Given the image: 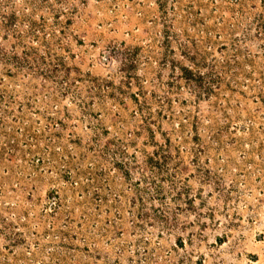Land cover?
Here are the masks:
<instances>
[{
    "label": "rangeland",
    "instance_id": "rangeland-1",
    "mask_svg": "<svg viewBox=\"0 0 264 264\" xmlns=\"http://www.w3.org/2000/svg\"><path fill=\"white\" fill-rule=\"evenodd\" d=\"M0 264H264V0H0Z\"/></svg>",
    "mask_w": 264,
    "mask_h": 264
}]
</instances>
